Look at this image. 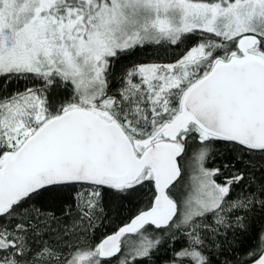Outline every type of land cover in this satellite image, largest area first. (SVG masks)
<instances>
[{
  "label": "snow or ice",
  "instance_id": "obj_1",
  "mask_svg": "<svg viewBox=\"0 0 264 264\" xmlns=\"http://www.w3.org/2000/svg\"><path fill=\"white\" fill-rule=\"evenodd\" d=\"M0 264H264V0H0Z\"/></svg>",
  "mask_w": 264,
  "mask_h": 264
}]
</instances>
